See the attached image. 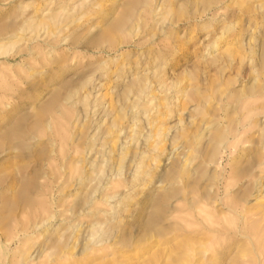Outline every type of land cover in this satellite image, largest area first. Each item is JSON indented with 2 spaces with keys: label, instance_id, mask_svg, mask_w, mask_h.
<instances>
[{
  "label": "clouds",
  "instance_id": "obj_1",
  "mask_svg": "<svg viewBox=\"0 0 264 264\" xmlns=\"http://www.w3.org/2000/svg\"><path fill=\"white\" fill-rule=\"evenodd\" d=\"M202 183L264 264V0H0V264L182 261Z\"/></svg>",
  "mask_w": 264,
  "mask_h": 264
},
{
  "label": "rangeland",
  "instance_id": "obj_2",
  "mask_svg": "<svg viewBox=\"0 0 264 264\" xmlns=\"http://www.w3.org/2000/svg\"><path fill=\"white\" fill-rule=\"evenodd\" d=\"M13 11H14V8L10 7L7 10V12L2 13V15H8ZM212 71L215 72V69H213ZM225 75L227 76L228 74H225ZM241 75L247 78L246 68L242 71ZM38 90H42V88H38ZM254 143H258V142H254ZM255 152H256L255 147H253L252 149H246L243 156L239 157L240 163L247 165L249 158H252L253 166H258V161L255 159V156H254ZM244 170L249 171L250 169L246 168ZM212 172H214V169H209L210 175L212 174ZM14 179L15 178H13V180ZM225 183L227 184V181H225ZM200 187H201V191L199 195L189 194L187 198H181L173 203V205L171 206V210L169 212L168 222L165 225V227L173 228V229L178 224L182 227L183 232H184V239L189 242L183 248V255L185 259L179 262L175 258H169L165 261H161L158 257L157 250L153 248L151 249V251H146L144 253V256L142 257V264H198V261L196 259H189V257H192L197 254V247L200 244L206 245L208 247H210L211 245V248H214V247L216 248L217 245H219V251L221 250L225 251V249H228L231 247L230 251H227L228 253L224 252V254H220L222 256V257L220 256V258L222 259L221 264H228L229 262H230L229 264H255L256 263V259H254L255 262L254 261L250 263L244 262L246 259H248L247 257H250L252 255L250 253L251 251L247 243H242L239 241L241 245L240 244L237 245L238 240L237 241L235 239L228 240L227 237H222V236H218L215 241L210 242L207 229L210 226H213L215 222L218 223V218L223 217L225 222H228L229 217H227L223 212L219 210L218 205L214 207L213 204L208 201L206 195L203 192L204 183H202ZM73 192L74 190L70 189L68 192L65 193V196L70 197L73 194ZM139 226H140L139 221L133 224V228L138 229ZM233 247H235V250ZM243 254L246 256V259L244 258L245 256L243 257ZM77 255H79V249H77ZM240 255L242 256L241 259L243 261L242 260L240 261V258H239L241 257ZM251 257L253 258L254 256H251ZM236 258L238 259L237 262L231 263V261H233L232 259H236ZM225 259H227V261H225L224 263ZM64 264H77V261L72 256H68ZM95 264H120V260L118 258V255L115 252H113L110 258L108 259L100 258L95 262Z\"/></svg>",
  "mask_w": 264,
  "mask_h": 264
},
{
  "label": "bare ground",
  "instance_id": "obj_3",
  "mask_svg": "<svg viewBox=\"0 0 264 264\" xmlns=\"http://www.w3.org/2000/svg\"><path fill=\"white\" fill-rule=\"evenodd\" d=\"M191 195H192V194H191ZM193 206H194V204H193ZM212 224H213V222H212ZM209 225H210V224H209ZM209 225H208V226H209ZM217 225H218V223L215 222L213 226H210V227L207 229V233L209 234L208 237H209L210 242L215 241L216 238H217L218 236H221V234H220V229L217 227ZM236 241H237V240H236ZM237 242H238L237 245L240 244L239 241H237ZM233 243H234V242H233ZM215 244H217V243H215ZM209 245H210V244H209ZM231 245H233V244H231ZM237 245H236V246H237ZM240 245H241V244H240ZM214 246H215V245H214ZM210 247H211V245H210ZM214 248H215V247H214ZM224 248H225V247H224ZM233 248H234V250H235V247H233ZM238 248H239V246H238ZM230 249H231V247L228 248V249H225V251H222V250L219 251V255H220V254H224V252L230 251ZM244 250H245V249H244ZM232 252H233V251H232ZM241 252H242V251H241ZM227 253H228V252H227ZM248 253H249V252H248ZM250 253H251V252H250ZM225 254H226V253H225ZM229 254H230V253H229ZM234 254H235V253H234ZM251 254H252V253H251ZM251 254H250V255H251ZM230 255H231V254H230ZM246 255H248V254H246ZM220 256H221V255H220ZM226 256H227V255H226ZM226 256H225V257H226ZM240 256H241V255H240ZM244 256H245V255L243 254V257H244ZM251 256H253V255H251ZM251 256H250V257H247L248 259H246V256H245L244 258H245L246 260H245L244 262H247V263L249 262V263H250V262L254 261L255 258H254V257L252 258ZM221 257H222V256H221ZM226 258H227V257H226ZM232 258H233V257H232ZM239 258H240V261H241V260H242V259H241L242 256L239 257ZM221 260H222V259H221ZM232 260H233V261H231V263H232V262H237L238 259L236 258V259H232ZM225 261H227V259L224 260V263H225ZM242 261H243V260H242ZM254 262H255V261H254ZM254 262H253V263H254ZM229 263H230V262H229ZM229 263H228V264H229ZM255 264H258V262L256 261Z\"/></svg>",
  "mask_w": 264,
  "mask_h": 264
}]
</instances>
